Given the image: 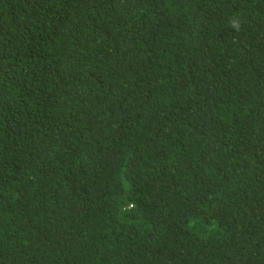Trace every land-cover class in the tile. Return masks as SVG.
Masks as SVG:
<instances>
[{
	"label": "trees",
	"instance_id": "1",
	"mask_svg": "<svg viewBox=\"0 0 264 264\" xmlns=\"http://www.w3.org/2000/svg\"><path fill=\"white\" fill-rule=\"evenodd\" d=\"M0 264H264V0H0Z\"/></svg>",
	"mask_w": 264,
	"mask_h": 264
},
{
	"label": "clouds",
	"instance_id": "2",
	"mask_svg": "<svg viewBox=\"0 0 264 264\" xmlns=\"http://www.w3.org/2000/svg\"><path fill=\"white\" fill-rule=\"evenodd\" d=\"M232 26L234 28H236L237 30H239V24H238V22L234 21Z\"/></svg>",
	"mask_w": 264,
	"mask_h": 264
}]
</instances>
